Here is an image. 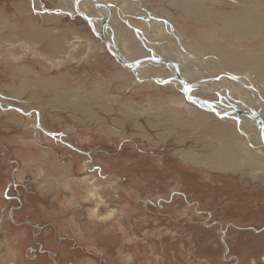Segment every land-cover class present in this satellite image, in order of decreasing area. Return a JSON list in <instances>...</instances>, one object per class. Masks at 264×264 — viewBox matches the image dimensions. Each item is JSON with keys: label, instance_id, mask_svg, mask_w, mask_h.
Listing matches in <instances>:
<instances>
[{"label": "rangeland", "instance_id": "1", "mask_svg": "<svg viewBox=\"0 0 264 264\" xmlns=\"http://www.w3.org/2000/svg\"><path fill=\"white\" fill-rule=\"evenodd\" d=\"M23 1L0 0V264H264V181L201 165L221 151L225 127L196 120L193 112L205 110L181 89L141 83L81 16L48 24ZM38 1L63 10L62 0ZM113 1L136 43L161 53L151 26L158 17L233 81L244 74L220 53L242 63L264 53L259 29L228 27L264 23V0ZM100 16L118 38L110 14ZM30 18L47 31L38 43L26 34ZM75 36L84 44L70 58L51 44ZM18 38L29 45L12 43ZM224 79L225 95L243 106ZM248 79L264 100V72Z\"/></svg>", "mask_w": 264, "mask_h": 264}, {"label": "bare ground", "instance_id": "2", "mask_svg": "<svg viewBox=\"0 0 264 264\" xmlns=\"http://www.w3.org/2000/svg\"><path fill=\"white\" fill-rule=\"evenodd\" d=\"M24 1L29 2L28 5H26ZM24 1H23L24 3L23 5H25L26 11L29 15H32L33 10L35 11L37 10L36 12L37 15L43 18L44 21L47 22L48 24L49 23L57 24L61 22L62 19L65 17L76 19L75 18L76 16H81L82 14H86V16L89 17L91 21L93 30L97 31L101 36H103L106 39V41L109 43L111 50L118 56L125 59V61L128 64L135 65V68L133 71L136 72L138 79L142 81L141 83L147 82L149 84L153 83L157 85L165 83L168 85H172L173 87L177 89H181L184 92L186 91L183 88V86L180 84V82L176 79L177 70L175 69V67L171 65L154 62V61L138 63V61L141 58H145L151 55L158 56L157 58H167V59L174 61L175 63H180L181 66H184L181 68L178 67V73L180 75V78H182L186 82L194 83L197 81L204 80V82H202L201 85L197 87V89L193 91H189V94H190L189 96H196L197 95L196 93H198L202 97H199L200 95H197L196 97H198L201 100L210 102L208 105L205 103L196 104L198 105L199 108L204 109L205 113L195 110L193 112L195 119L198 121L207 120L206 122L210 121V119H213V120L216 119V121H218V125L225 127V130L231 133L232 138L230 139V134H228L227 132V136H226L227 140L225 141V143L224 144L219 143V147L221 151L218 150L214 152L215 154L212 157H210L209 160L207 159L208 162L206 164H203L202 162L201 165L209 167L210 169L212 168V169L221 170V171H229V170L235 171L237 169H240V171L242 172L245 170L255 180L262 179L264 181V150H263V147H264V117L259 115L261 114V112H260V109L258 108V105H257L258 102H256L257 100H255V98L259 97V100L262 102L264 100L259 95L258 90L255 91L254 89L255 87L253 86L254 82H251L249 80L250 78L248 79V76L253 70L258 72L259 75L262 76L264 72V53L262 54V58L259 62L251 61L248 59L247 61L243 63H242V60L231 59L229 56H226L225 54L220 53L223 59H227L231 65L235 64L236 66L234 67H238L237 70L240 71L239 73H242V75L244 74L243 78L241 79L237 78L235 81H233L234 79L233 76H235V73L230 74L227 71H225L223 68H220L219 64L217 65L216 63H210L213 60L212 61L208 60L210 58H207L205 56V51L202 48L195 47L191 45L192 43H190L191 48L190 46L185 47L188 44V40L186 42V38L183 37V35L180 33L174 34L173 36L169 34V32L167 33L168 29L165 26V23L163 21L161 22V19L158 17L151 16L152 18L151 26L153 28L155 38H159L161 42L164 41V44H161L160 46H158L160 48L157 49L161 51L160 54L158 52H153V53L151 52V51H154L156 47L155 44L153 45V44H149L146 42H140V41H139L140 44L138 42L136 43L135 40L137 38V35L135 33L129 32V29L125 26L126 25L125 19L120 15L122 14V13H119L120 9L116 8L118 7L116 1H115L116 3H113L114 2L113 0H62L61 4L63 7V10H59L57 12L55 11V13H53V11L52 12L46 11L44 6L41 3H39L38 0H24ZM99 2L100 4H104V5L111 4L112 6L109 8L110 10H108L107 12L106 10H104L102 6L97 5V3ZM185 8L188 9V11L191 10V7L188 4L185 5ZM101 12L103 14L105 13V15L110 14L112 18L111 25L112 24L116 25L120 29L119 31H121V33H119L120 36L118 38H115L112 34L109 33L108 30H106L109 27L105 28L103 26L102 20L104 18L102 16L97 18L98 14ZM248 13L249 12H247V14ZM42 15L51 16L52 19L48 17H44ZM245 15L243 18H245ZM153 18H155V20ZM232 23H234V25H232L229 22V26H228V27H231L232 29L234 28L238 30L237 28H240L239 26L241 27L244 26V28L246 27L242 23L238 21L236 22V20L232 21ZM251 26L252 27L247 26L248 28L246 30L243 28L244 30L242 29L241 32L242 33L251 32L256 29H259L264 35V23L263 22L256 23L257 27H255L254 24H252ZM28 27H29L30 32L26 34L35 43L42 41L47 36L46 35L47 31L43 27H40V25L37 24L35 20H32V18H30L28 22ZM38 27L40 28L38 29ZM32 28H33V32L31 30ZM35 28L38 31L34 30ZM150 34L152 35V33ZM52 39H51L52 46H54L55 49L57 50L66 51L67 57L69 58L71 57V54L73 52H77L78 50L82 49L83 44H84L82 41V38L81 37L79 38L77 36H75L74 39L69 42L64 41L62 39L57 40V41H54ZM154 42L160 43L158 40H155ZM12 43L14 44L18 43L17 44L18 46H22L24 44L29 45L28 43L22 44V39L20 38L13 39ZM33 47H37V46H33ZM101 49L103 51H107V48H105L104 50V48L101 47ZM88 50H92L90 43H88ZM214 52H218V51L214 50ZM166 55L167 57H165ZM116 62L118 61L116 60ZM118 63L122 65L120 62ZM206 66L208 68H206ZM123 67L128 69V67L126 66H123ZM159 67L162 68L163 73ZM128 70L130 71V69ZM216 76H224L225 79L224 78L223 79L226 80L225 83L229 88L236 87L235 92L234 91L232 92L233 94H235V96L238 99L240 98L242 101H245V103H243V106L240 101L234 99V96L228 97V94L225 95V93L229 92V89L222 88V86L220 87L218 85L220 84L219 81L223 80L222 78L219 81H216V82L213 81V79H215ZM174 80L177 81L175 82L176 83L175 85H174ZM223 90H225L224 93L222 92ZM241 91H242V95L241 94L239 95L238 93H240ZM251 91L255 93L254 96ZM261 93L262 95H264V91L262 89H261ZM214 98L217 99L216 102L211 100V99L214 100ZM212 103L214 105H212ZM177 104L181 108L184 107L186 109V112H188V114H192V112L188 110L189 107L187 105L181 102H178ZM262 106L264 108L263 104H261V106L259 107H262ZM206 111L215 112L220 117L218 116L216 117V115L207 114ZM240 112H250L256 116L259 115L260 120H261L260 123H262V125L256 122L253 118L245 115L244 113H240ZM238 145L242 146L243 149H239L240 146ZM182 157L186 161L187 160L191 162L193 161L192 163L195 162L196 165L198 163H201L200 162L201 159L197 158L198 156H195L194 154L189 155L187 153H183ZM96 200L100 202L99 204L103 203L102 200H100L99 198H97ZM107 211L108 210L106 208V212ZM109 212L111 213V216L114 215L113 211H108L106 214L107 218L109 217L108 214L110 215Z\"/></svg>", "mask_w": 264, "mask_h": 264}, {"label": "water", "instance_id": "3", "mask_svg": "<svg viewBox=\"0 0 264 264\" xmlns=\"http://www.w3.org/2000/svg\"><path fill=\"white\" fill-rule=\"evenodd\" d=\"M97 5H98V6H102V7H106V8H108V10H110L109 8L111 7L110 4H106V5H104V4H100V2L97 3ZM81 17H83L84 19H86V21L90 23L89 25H90L91 28H92L91 21H90L89 17H87L86 14H82ZM103 26H104V24H103ZM104 27H105V26H104ZM105 28H106V27H105ZM92 30H93V28H92ZM93 32H94V34H95L98 38H100L101 41L105 44V46H106V47L108 48V50L111 52L112 56H114V57L116 58V60H117L118 62H120L123 66L128 67V69H130V70L133 72V74L138 78L136 72L133 71L134 68H135V65H134V64H128V63L125 61V59H123L122 57H120V56H118L117 54H115V53L111 50V48H110V46H109V43L106 41V39H105L103 36H101L97 31L93 30ZM152 53H153V52H152ZM148 61H154V62H158V63H162V64H166V65H171V66L175 67V69L177 70V76H176L177 78H176V79L180 82V84H181V85L183 86V88L186 90L184 94H185L187 100H189L190 102H193V103H195V104L205 103V104L208 105V104L210 103V102H207V101L201 100V99H199V98L196 97V96H189V95H190V94H189V91H193V90L197 89V87H198L199 85H201V83L204 82V80H203V81H200V82H194V83L186 82L185 80H183L182 78H180V75H179V73H178V64L175 63L174 61L170 60V59H167V58H157V56L151 55V56H148V57H145V58H141V59L138 61V63H139V62H148ZM138 80H139V79H138ZM139 81H140V80H139ZM141 82H142V81H141ZM166 82H167V81H166ZM163 84H164V83H163ZM240 113H244L245 115H247V116L253 118V119H254L256 122H258V123H260V121H261L259 115L256 116V115H254V114H252V113H250V112H240ZM225 115H226V114H225ZM223 116H224V115H223ZM260 125H262V123H260Z\"/></svg>", "mask_w": 264, "mask_h": 264}]
</instances>
